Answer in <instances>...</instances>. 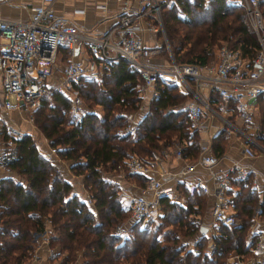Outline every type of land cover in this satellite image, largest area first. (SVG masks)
Listing matches in <instances>:
<instances>
[{"label": "trees", "instance_id": "1", "mask_svg": "<svg viewBox=\"0 0 264 264\" xmlns=\"http://www.w3.org/2000/svg\"><path fill=\"white\" fill-rule=\"evenodd\" d=\"M262 6L264 13V0ZM162 14L177 62L206 63L213 56L212 45L225 39L248 56L259 46L244 7L233 0H176L164 5ZM57 52L68 59L67 48ZM141 81L140 72L120 56L105 61L98 78L84 75L73 83L84 104L81 116L72 114L71 96L63 92L41 97L33 109L34 124L56 155L69 160L70 170L82 176L91 202L38 149L31 133L2 135L12 140L6 164L19 178L0 179V264L29 260L36 234L46 224L48 242L57 246L62 264H72L79 256L82 264H226L231 250L252 253L258 233L249 227L257 209L264 214V189L253 186L250 178L232 179L240 223L219 222L211 237L200 233L193 248L186 239L201 230L205 205L197 189L187 188L185 202L162 195L158 218L143 223L130 217L120 186L106 173L123 170L127 179L143 186L149 176L129 170L125 158L130 151L144 158L165 156L180 141L182 155L194 159L200 147L198 129L185 107L187 94L163 79L156 83L158 93L146 114L131 130L118 131L139 107ZM96 105L101 111H93ZM261 110L264 130V105ZM225 131L214 135L219 154ZM120 222H125L123 232L117 230Z\"/></svg>", "mask_w": 264, "mask_h": 264}, {"label": "built area", "instance_id": "2", "mask_svg": "<svg viewBox=\"0 0 264 264\" xmlns=\"http://www.w3.org/2000/svg\"><path fill=\"white\" fill-rule=\"evenodd\" d=\"M55 1L30 2L26 5L27 14L24 17L0 14V116L13 107L33 110L41 97L52 92L68 93L71 96L72 114L81 116L84 104L73 83L84 75L98 78L105 61L123 56L141 74L139 90L142 97L159 79L177 84L187 94L189 101L186 108L196 126L206 117L217 118L223 122L226 131L236 132L243 137L246 152L264 155V142L252 136L250 131L230 116L234 113L249 127L257 125L256 110L260 105V98L264 99L263 0H237L244 7L259 42L254 54L245 55L240 47L225 39L218 46L214 59L206 63L177 62L172 56L162 8L176 0H138L137 3L122 0L114 13L116 20L99 32L57 13ZM1 3L16 4L13 0H0ZM99 7L105 9L106 5L101 4ZM145 31L153 32L159 38L154 45L146 42L142 36L141 32ZM78 43L85 48L87 54L74 59L72 56L76 53ZM61 46L67 48L69 58L58 64L57 51ZM162 50H168L171 54L170 63L153 60L154 55ZM28 118L32 120L31 115ZM133 126L131 118L118 131L125 132ZM1 143L0 179L12 175L6 159L13 144L11 138ZM50 152H55V147H50ZM177 155L182 156L181 146L177 149ZM153 159L130 151L125 161L131 172H147ZM218 161L219 157L210 144L201 140L198 156L187 164L184 171L200 164L209 170L214 185L210 186L203 178H197L189 188L194 191L201 187L204 192L214 195L210 213L216 222L238 224L241 220L232 204V179L250 178L256 184L261 173L241 159H235L224 170L217 171L213 166ZM118 172L122 175L125 173L123 170ZM262 178L264 180V175ZM108 179L115 181L113 173L108 175ZM172 191L171 185H164L161 179L149 176L140 193L132 198L130 217L142 220L158 218L161 214L160 197L167 194L175 198ZM148 192L151 196L146 195ZM85 195L87 201L91 202L92 198L87 193ZM259 213L260 209H257L256 217ZM255 220L251 227L257 232L259 224ZM124 223L117 225L118 231H124ZM43 230L36 234L37 243L29 260L35 258L36 250L41 245L38 237L42 236ZM48 246L52 251L53 248ZM28 263L27 260L12 264ZM227 264H264V235L258 236L253 253L246 256L235 252L229 257Z\"/></svg>", "mask_w": 264, "mask_h": 264}, {"label": "crops", "instance_id": "3", "mask_svg": "<svg viewBox=\"0 0 264 264\" xmlns=\"http://www.w3.org/2000/svg\"><path fill=\"white\" fill-rule=\"evenodd\" d=\"M16 4L9 5L5 3L0 4V14L7 15V16H19L24 17L27 14L26 5L30 2L38 1V0H13ZM18 1V2H17ZM134 3H137L138 0H131ZM122 0H56L54 7L55 11L59 14H64L68 16L71 20L76 22L77 24L92 27L95 31H103L108 28L115 20L116 17L114 13L120 7ZM105 4V9L99 7V5ZM88 5H90L88 7ZM6 8V11H1V8ZM25 8V9H24ZM77 9H82V11H78ZM107 14V15H105ZM142 36L149 44L154 45L158 41L157 35L153 32L145 31L141 32ZM162 53V52H161ZM87 51L81 44H77L76 46V53L72 56V58L77 59L80 58L82 55H86ZM164 57V56H163ZM69 58V55L66 57ZM66 59L62 57L61 54L57 52V63L61 64ZM153 60L158 63H165L168 59H162L160 56H154ZM102 68V67H101ZM178 86V85H177ZM179 88V86H178ZM179 90L182 91L181 88ZM183 92V91H182ZM158 93L156 84L154 86L149 87L146 91L144 96L141 99L139 107L137 110L131 113V118L134 123L144 115L149 109L150 103L152 98ZM188 98V97H187ZM189 100L185 101V107L187 106ZM264 105V99L260 98V105L256 110V119L257 125L255 127H249L238 116L234 113L230 116L234 119L240 126L245 128L246 130L250 131L251 133H257L263 130V126L261 125L260 121V114L261 108ZM95 111H101V106H94ZM28 128V133H31L33 138L36 137L38 142H36L38 149L48 158L53 161L61 173L71 181L73 189L80 192L82 195L86 194L82 184V176H76L70 170V161L59 158L55 152H50V145L43 135V133L37 128V126L30 122ZM31 126V127H30ZM28 127V126H27ZM198 128V135L199 140L208 142L211 146L213 152H215L218 157L219 161L213 166V168L217 171L224 170L227 166H229L235 159H241L242 161L252 165L253 167L257 168L260 173L261 177L258 178L256 184L253 186H257L259 190L264 189V180L262 175H264V155L260 153L249 154L245 151V142L241 135L233 132V131H225L226 141L224 142L223 151L219 154L215 151V143H214V135L219 133L225 126L223 122L217 118H204ZM225 129V128H224ZM26 132V131H25ZM261 141V140H260ZM179 146H183V142L177 141L175 142V146L171 147V150L162 157H155L150 166L145 173L147 176H153L155 178H159L162 180L164 185H171L173 188L172 195L175 196L176 199L180 200V202H185L187 197V188L190 184L195 183L197 178H203L204 181L210 186L214 185V180L209 174V170L200 164H196L195 167L187 172L184 171L187 164L192 160L189 157L179 156L177 155V149ZM200 146V144H199ZM177 148V149H176ZM115 176V184L120 186L121 198L126 205L131 204L132 198L139 194L141 191V185L134 180H129L125 177V173L119 174V172H110L106 173V176L112 174ZM12 176L19 178L13 171ZM234 178V177H233ZM237 187L233 184L231 189L233 195L236 192ZM198 193H200L205 199L204 211L201 215V225L206 226L207 229L205 231L196 232L194 235L190 236L186 239L188 242L189 247H194V242L201 234H206L209 237L215 232L214 223L216 220L212 217L210 213V206L211 203L214 201V195L209 194L203 191L201 187L198 189ZM146 195L151 196V193L148 192ZM233 208L235 209L234 202ZM230 207V206H229ZM236 211V209H235ZM198 216H200L198 214ZM261 216V217H260ZM259 217V218H258ZM240 218V217H239ZM257 218V219H256ZM256 219V220H255ZM254 220L257 222L258 229L257 232L258 236L264 235V214H258L256 217V212L254 215ZM212 229V230H211ZM49 225L46 224L43 230L42 236L38 237L39 241L41 242L40 247L36 250L35 258L32 260H28V264H62L59 260V255L57 253V246L50 245L48 240L49 235ZM251 232L253 231L252 227L250 229ZM50 245L53 249L52 251L49 250ZM253 253V251H252ZM72 264H82V258L79 256L75 262Z\"/></svg>", "mask_w": 264, "mask_h": 264}, {"label": "rangeland", "instance_id": "4", "mask_svg": "<svg viewBox=\"0 0 264 264\" xmlns=\"http://www.w3.org/2000/svg\"><path fill=\"white\" fill-rule=\"evenodd\" d=\"M233 1H236L237 0H233ZM18 2V1H17ZM11 6V4H9ZM90 5H88L89 7ZM25 9V8H24ZM262 9H263V6H262ZM1 11H6V8L4 9V7L1 8ZM162 18H163V14H162ZM247 18H248V15H247ZM249 20V19H248ZM163 21H164V18H163ZM166 29V27H165ZM166 35H167V40L171 46V43H170V39H169V36L167 34V30H166ZM164 39V37H163ZM165 40V39H164ZM223 42V41H222ZM222 42H217L215 43L214 45H212V51H213V56L211 57L210 60H213L215 55H216V52H217V48L218 46H220V44ZM171 50H172V56L174 57V54H173V49H172V46H171ZM154 56H160L162 57V59H168L165 61L166 64L170 63L171 62V54H169L168 50H162V53H159L158 55H154ZM164 56V57H163ZM175 58V57H174ZM186 105V104H185ZM262 109V108H261ZM33 111L34 110H31L29 108H26V107H13L12 109L8 110L6 113H2L1 116H0V147H2V141H3V136L4 133H8V134H12V135H16V134H19V133H23V132H28V128H29V124L31 125L30 122L34 123V120H33ZM31 112V113H30ZM262 112V110L260 111ZM31 115L32 116V120L30 121L28 116ZM261 115V114H260ZM193 128L197 125L195 124L194 120H193ZM28 126V127H27ZM31 127V126H30ZM197 127V126H196ZM195 127V128H196ZM261 132V131H260ZM236 133V132H235ZM252 136H254L255 138L261 140L264 142V132H261V137H260V133L257 132V133H251ZM35 142H38V139L36 137L33 138ZM12 146V145H11ZM10 146V147H11ZM177 149V148H176ZM158 157H162L163 155L161 154H158L157 155ZM157 156H153V157H148L147 159H151V158H155ZM14 173L16 174V172L14 171ZM17 175V174H16ZM76 175V174H75ZM78 176V175H76ZM16 178V177H15ZM21 179V178H20ZM261 217V216H260ZM259 218V217H258ZM150 219V218H149ZM202 219V218H201ZM148 219H144L143 220V223H145ZM241 220V219H240ZM217 224H219V222H215L214 223V229L216 228ZM249 229H251V224H250V227ZM212 230V229H211ZM201 231V230H200ZM237 252L236 250H231L227 256V263H228V259L229 257L233 254ZM226 263V264H227Z\"/></svg>", "mask_w": 264, "mask_h": 264}, {"label": "water", "instance_id": "5", "mask_svg": "<svg viewBox=\"0 0 264 264\" xmlns=\"http://www.w3.org/2000/svg\"><path fill=\"white\" fill-rule=\"evenodd\" d=\"M206 229H207L206 226L201 225V230H202V231H205Z\"/></svg>", "mask_w": 264, "mask_h": 264}]
</instances>
